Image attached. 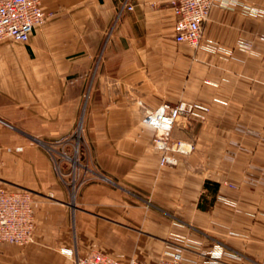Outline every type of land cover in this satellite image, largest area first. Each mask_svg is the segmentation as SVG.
<instances>
[{"label": "crops", "instance_id": "crops-1", "mask_svg": "<svg viewBox=\"0 0 264 264\" xmlns=\"http://www.w3.org/2000/svg\"><path fill=\"white\" fill-rule=\"evenodd\" d=\"M41 1L30 40L0 43V185L31 190L36 218L0 264H75L64 248L155 263L185 239L264 264V0L216 2L198 48L175 40L170 0ZM87 84L100 175L72 196L35 141L76 132ZM181 101L203 107L172 130L195 149L161 166L144 112Z\"/></svg>", "mask_w": 264, "mask_h": 264}, {"label": "built area", "instance_id": "built-area-1", "mask_svg": "<svg viewBox=\"0 0 264 264\" xmlns=\"http://www.w3.org/2000/svg\"><path fill=\"white\" fill-rule=\"evenodd\" d=\"M170 1L175 13V40L198 48L203 38L205 22L219 0ZM46 19L47 13L41 0H0V43L5 40L28 42L34 30L44 24ZM201 108L203 107L197 104L181 101L175 105L162 103L155 108L145 109L143 121L156 131L152 144L160 154L161 166H176L184 155L194 151L193 140L173 138L172 130L180 118L190 117ZM35 226L32 191L0 185V244L9 242L24 246L31 243L34 240ZM193 241L185 239V244L167 250L155 263L135 257L124 260L123 256H113L99 250L85 255H80L71 248H64L63 251L74 259L75 264H223L226 257L239 256L219 243L199 252ZM194 242L200 245L199 242Z\"/></svg>", "mask_w": 264, "mask_h": 264}, {"label": "rangeland", "instance_id": "rangeland-1", "mask_svg": "<svg viewBox=\"0 0 264 264\" xmlns=\"http://www.w3.org/2000/svg\"><path fill=\"white\" fill-rule=\"evenodd\" d=\"M90 92L91 85L87 84L84 94V117L76 132L69 139L57 140L56 142H49L44 139L35 141L37 148L51 158L61 179L72 191V196H76L87 184L99 179L100 175L95 164L94 149L87 143L86 138V113L89 109ZM193 243L194 246L200 247L194 241ZM183 244L185 243L183 242ZM187 254L189 255V252Z\"/></svg>", "mask_w": 264, "mask_h": 264}]
</instances>
